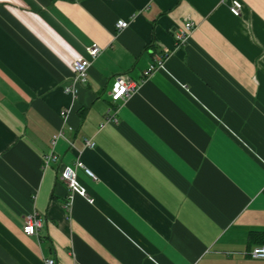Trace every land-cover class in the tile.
Here are the masks:
<instances>
[{
	"label": "crops",
	"instance_id": "0c3cea01",
	"mask_svg": "<svg viewBox=\"0 0 264 264\" xmlns=\"http://www.w3.org/2000/svg\"><path fill=\"white\" fill-rule=\"evenodd\" d=\"M231 1L0 0V264H264V0ZM79 159L93 202L61 178Z\"/></svg>",
	"mask_w": 264,
	"mask_h": 264
},
{
	"label": "built area",
	"instance_id": "2783aa9c",
	"mask_svg": "<svg viewBox=\"0 0 264 264\" xmlns=\"http://www.w3.org/2000/svg\"><path fill=\"white\" fill-rule=\"evenodd\" d=\"M243 3L240 0H232L230 4L231 12L239 16L242 13ZM126 26V21L120 19L116 23L117 29H122ZM194 23L187 22L182 27V30L177 34V39L182 44L187 41L190 31L192 30ZM102 51V48L97 43L92 44L87 47V53L89 58H79L73 62V76L71 78V83L65 86V91L76 94L81 84L87 83L89 80V67L91 65V61L97 58ZM166 59L165 53H158L155 55L154 61L149 65V67L143 72V76H148L155 70L164 67ZM140 81L127 78L124 75H118L115 79V87L111 91V101L116 105L124 102L131 93H133L137 87L139 86ZM112 108L109 109L108 113L109 121H116L115 115H111ZM62 132L55 135L53 137V143L55 144L57 139L62 136ZM88 146H94L95 143L91 141H87ZM58 156L55 152H50L44 156V162L49 163L50 161H57ZM83 168L87 174L96 178L95 174L85 166L83 161L80 159L77 160L74 165H66L61 171V178L68 185L71 197L73 195H81L82 197L87 198L88 201L93 202V199L89 197L87 189L78 178V169ZM42 226V219L38 216L37 213L30 214L27 216L24 231L29 235H37L39 228ZM250 256L256 259H264V245H257L252 248L250 251ZM46 264H55L54 259H47Z\"/></svg>",
	"mask_w": 264,
	"mask_h": 264
},
{
	"label": "trees",
	"instance_id": "16d2710c",
	"mask_svg": "<svg viewBox=\"0 0 264 264\" xmlns=\"http://www.w3.org/2000/svg\"><path fill=\"white\" fill-rule=\"evenodd\" d=\"M251 237L257 239L259 245H264V231H257L255 233H252Z\"/></svg>",
	"mask_w": 264,
	"mask_h": 264
}]
</instances>
